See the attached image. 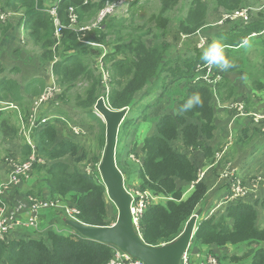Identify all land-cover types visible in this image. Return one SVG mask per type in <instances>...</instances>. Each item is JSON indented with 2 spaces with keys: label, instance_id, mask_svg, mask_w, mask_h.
<instances>
[{
  "label": "trees",
  "instance_id": "obj_1",
  "mask_svg": "<svg viewBox=\"0 0 264 264\" xmlns=\"http://www.w3.org/2000/svg\"><path fill=\"white\" fill-rule=\"evenodd\" d=\"M45 1L47 0L3 1L7 8L22 9L23 7V13L18 19L20 23L8 30L9 25H7L4 35L23 27L28 42L40 52L35 64L37 74H34L32 78L30 75H25L23 91L18 82L10 79L11 68L8 69L10 64L0 61V75L2 76L0 102L21 104L28 94L38 95L44 86L40 70L50 61L53 62L52 71L57 77L59 86L63 88L59 99L78 80H84L87 87L82 95L76 96L75 103L91 122L88 128L93 132L100 148V155L93 156L92 161L99 164L106 140L105 123L94 111V105L99 97L102 96L109 107L114 110L123 108L130 110L131 106L136 104L137 94L142 97H151L152 103L143 105L144 110L148 106H156L158 99L163 94L165 95V89L161 85L167 77L171 80L185 79V84L188 86L177 98L176 107L173 106L172 112L161 113L156 121V133H151L142 140L141 162L137 165H130L128 162L129 157L136 156L137 144L134 142L128 148L127 158L123 163H119L116 156L117 167L124 177L127 178L137 171L140 178L138 189L148 190L163 198V201L148 204L141 216L139 224L143 241L151 246H159L174 240L196 210L203 209L207 204L208 184L203 180L204 178L194 183L188 193L186 190L189 184L196 181L200 166L212 163L215 158L214 147L210 145L216 128L212 102L214 99L217 102H224L230 98H233L234 102L241 100L245 103L246 112H249L246 99L229 77L230 75L235 76L234 73L238 72L242 65L248 64L249 54L246 57L243 55L247 49L245 43L243 44V39L252 33H260L264 30V13L259 12L254 20L246 24L242 20H240L242 22L233 20L236 22L232 23L227 21L229 22L227 29L217 31L215 34L210 33V36H216L211 37L209 44L217 38L225 46V54L235 63V68L227 71L214 68L212 77L220 75V80L209 84L193 83L197 76L205 73V69H200L204 65L200 59L203 50L194 48L189 55L173 59L166 52L168 45L163 42L159 43L157 39L156 42L147 45L141 35L135 33H122L121 35L120 29L124 27L126 19L115 16L102 21L90 32L77 30L78 27L85 26L96 19L99 10L108 0H61L57 11L62 33L60 42L53 47L55 25L49 14L42 11L47 5ZM179 1L162 0L160 10L153 18L159 28L165 30L167 22L165 15ZM190 5L185 16L178 19L177 26L178 32L186 35L194 34L206 23V5L201 0H191ZM216 6L233 11L243 8L244 5L243 0H216ZM69 7H73L77 15V24L74 27H70L67 12ZM110 35L115 37L113 47L110 51H104V54L100 49L85 43L105 44L107 43L106 37ZM259 40L262 48L258 44L254 47L249 46L252 48L249 53L258 51L255 61L260 66V72L262 71L264 78V35H261ZM18 47L11 51L20 54V48L23 47L19 45ZM0 51L7 52L8 49L1 45ZM55 55H58L57 62H54ZM100 55L103 56L104 68L111 77L107 94L104 93L100 67L97 64V58ZM14 66L11 67L15 73L19 68ZM246 75L251 83L242 85L249 88V91H252L253 83L259 90L264 89L262 81L254 77L251 70H247ZM158 90L160 93L156 97L155 93ZM196 93L201 96L203 106L178 115L177 109L180 105ZM5 107L2 106V108ZM11 118L12 114L9 109L0 110L2 139L14 138L17 135V129ZM124 120L119 127L122 137L127 134L126 131L131 124ZM249 120L252 125L253 119ZM57 121L64 124L69 123L66 118H57ZM139 121L134 122L135 127ZM56 124V122L42 124L35 127L32 132L35 152L38 157L45 160L44 165H34L37 168L44 166L45 170L43 177L38 176L40 179L37 181V194L40 195V191H43L47 195L44 199L48 201L65 200L67 206L77 209L78 213L75 218L81 223L91 226L111 225L115 220L108 218L105 203L107 193L101 179L97 178L100 175L96 176L95 172L87 173L79 165L63 160L68 156L78 162L87 156V151L79 142L68 137L57 140ZM254 134H261L257 126L251 129L243 128L241 135L237 136L238 142L248 143L253 139ZM175 142L181 143L182 149L173 146ZM21 150L22 159L31 152L30 146L26 144L22 145ZM222 151L223 147L220 153ZM197 152H200L201 160L194 158ZM79 153L81 155L76 156ZM205 159L208 160L205 161ZM88 161L91 162V158ZM228 189L227 185L226 190ZM32 190H28L26 195L32 196ZM3 204L4 202L0 199V207ZM226 204L224 209L197 221L191 244L231 246L237 250L240 249L241 255L223 253L216 256L219 263L220 260H225L240 264H264V248L260 246V243L264 242V223H262L263 226H259L257 213V207L264 209V194L254 199L252 197L238 198ZM63 225H65L64 222H62V227ZM112 254L113 248L110 245L87 239L74 230L64 234L48 229L41 238L27 236L0 240V264H106L112 258Z\"/></svg>",
  "mask_w": 264,
  "mask_h": 264
},
{
  "label": "rangeland",
  "instance_id": "obj_2",
  "mask_svg": "<svg viewBox=\"0 0 264 264\" xmlns=\"http://www.w3.org/2000/svg\"><path fill=\"white\" fill-rule=\"evenodd\" d=\"M3 1L4 0L0 1V9L6 10L8 14V19L6 20L5 23L2 24L0 28V47L2 43L5 45L4 47L7 48L8 51L7 52L0 51V61L3 63L10 64V65H15L14 67H18L19 68L18 71L15 72L18 78H21V77L23 78L25 77V75H30V77L32 78L34 74H37L35 64L37 63L38 53L40 52V50L37 48H34L31 45V43L28 42V38L23 41L19 38V36L24 37L23 32H21V35H20L21 27H19L16 30L17 34L13 30L11 31L13 33L11 34V36L15 37L16 39V43L12 47V49H18L19 48L18 45L23 48H20L21 49L20 54H17L14 51L9 52L10 46H12L13 43L11 44V38L6 37L4 33L10 27H13L14 25H17L20 23L18 19L20 18L19 16H21L23 13V7L22 9L21 8L19 9L7 8L3 4ZM190 1L191 0H180L179 3L170 12H168L165 15L167 22L165 25V30H163L159 28L156 25L155 21L153 20V18L158 14L160 10L162 0H135L134 4L132 5L130 9V12L127 15H123V16L116 15V18L126 19V23L124 27L120 29V34L122 35V33L123 34L124 33H135V34L141 35L144 42L147 45H150L156 42V39H157L159 43L163 42L168 45L166 52H168L169 57L175 59L180 56L189 55L191 50H194V48L198 49L197 46L199 47V45L201 46V50L205 49L208 45L207 41H209L210 37H213V36H210V33H214L215 31H218V30L219 31L224 30L225 28L229 26V22L227 21H230V20H226L224 19V17H221V16L224 14L238 11L240 9L239 8L233 11H227V10H224L220 6H216V0H201V2L206 5V17H205L206 23L203 28H201L194 34L186 35V34L179 33L177 30V26H178V19H181L182 17H184L186 12L189 10V7H191V5L193 4L192 3L190 5ZM263 1L264 0H247L246 4L248 5L246 6L250 8L248 22L254 20L259 12L264 13V7H262ZM45 2L47 3V7H49L50 5L55 3L56 0H47ZM243 5H244V2H243ZM94 21L95 19L89 22L87 24L89 26V29H84V30H87L89 32L93 30L94 27H92L91 24ZM232 22H235V21H230V23ZM7 25L9 26L7 27V30H6ZM70 27H73V26L71 25ZM4 30L6 31L4 32ZM182 35H186L188 37L183 38ZM255 35L257 36L248 37L247 41L244 44L247 46L246 47L247 49H245V52L243 55L244 57H246L249 54L248 64L242 65V67L239 68V71L234 73L235 76L230 75V79H234V80L238 79L237 80L238 84L240 83V85L242 86V88L240 89L242 93L240 94L243 95L244 98L246 99L245 102L247 103L249 110L252 111L258 108V110L260 111L262 107H264V89L259 90L256 84L253 83L252 91H249V88H246L244 85H242L245 83L247 84L251 83V81L248 80V77L246 75L247 70H251L252 75L254 77H257L259 80H261L264 85V78L262 77L263 73L262 71L260 72L261 68L258 65V63L255 61V58H257L258 51H254L251 54L249 53L252 50V48L249 46L254 47L255 44H258L259 47L262 48V44L260 43L259 39L261 38V35H264V30H262L260 33H256ZM114 40H115V37L113 35H110L106 37L107 43L105 44L95 43L93 47L100 49L102 53L104 54V51L107 52L112 49ZM201 40H203V44ZM5 53H6V56H5ZM54 59L58 60V55H55ZM97 60L101 61L104 67L103 56L102 55L98 56ZM52 64L53 62L50 61L46 65H44L43 68L40 70V75L43 77L42 81L44 82L42 91L49 83L52 82V80L53 81L55 80L56 76L54 75L52 71ZM103 69L106 70L105 68ZM213 69L214 68H212V70ZM231 77H234V78H231ZM110 80H111V77L109 75L108 91H109V86H110ZM208 81H209V77L204 78L203 76L202 77L200 76V78L195 80L193 83H199V82L207 83ZM56 83L59 85L57 81V77H56ZM163 83L164 84L161 86L162 88L165 89L164 90L165 95L163 94V96L158 99L156 106L154 107L148 106L146 109L143 110L142 108L143 105L147 103H152L153 100L151 97H148V96L142 97V95L140 96V94H137L135 97L136 104L132 105L130 110L126 108L128 112L125 116L126 119L124 118L125 119L124 121L128 122L129 124L131 123L130 126L131 125L133 126L131 127L129 126V128L126 131L127 134L124 137L121 136V131L118 130L116 156L118 158L119 163H121L122 160H125L127 158L126 151L130 147L134 139H140L142 141L145 136L153 132L154 130L153 127L156 125V121L158 117L161 115V113L173 111L174 107H176L177 98L180 96L181 92H183L185 88L188 86V84H185V79L171 80L167 77ZM59 87L60 89L62 88L61 85ZM86 87H87L86 82L84 80H78L70 90L65 92L62 98L59 99V97L61 96L60 94L59 96L57 95L54 98V96L57 94L56 93L53 97H51L45 103H43L41 107L39 108V113L40 115L42 114L51 115V118H49L47 123H51V122L57 123L56 124L57 140L63 139V137H68L70 139H73L74 141L79 142L82 148L87 151V156L78 162H75L72 157H68V156L64 157L63 160L70 164L79 165L80 168L84 170L85 172H87L88 170H89L88 173L95 172V175L97 176V174L100 175L98 171V164L94 163L92 161V158L93 156L100 155V148L96 142L93 132L88 128L89 123H91L89 118L85 115L83 110L80 107H78L75 103L76 96L82 95ZM42 91H40L39 94ZM61 91L63 92V88L61 89ZM104 93L105 94L108 93L107 88L105 86H104ZM159 93H160V90H158L155 93L156 97L159 95ZM39 94L38 95L28 94L26 97H24V100L21 102V104H15V105H18L21 111H25V117L31 111L32 101L37 99ZM250 94H253V95H250ZM218 99L220 100L219 97ZM232 99L233 98H230L229 100L224 101V102H217V100L214 99V101L212 102L214 106L213 107L214 113H215L216 132L215 134L213 133V138L210 140V145L214 147L215 158L214 160H212L213 161L212 163L201 165L199 169L201 171L206 172L208 175L210 174L211 175L210 178L212 177V181H214V183L216 182V184L218 183L219 185H224L225 183H227L225 174L229 176L234 175L237 177L236 180H238L239 182L242 180L243 187L248 191V193L251 194L252 198L255 197V193L258 194L259 197H261L264 194V174L262 175L261 178H258V177H260L262 169L264 168V153L261 155V159H259L258 154L261 151L256 148V145L253 147L251 151L252 156L249 157L250 159L249 162H251L252 164H247L248 163L247 160L245 161L240 160L241 156H243L244 153L241 151L236 152V150L234 151V149L232 148H227L225 153L221 155L220 157L216 156L217 154L220 153L222 149L221 146L224 145L225 141H226L225 143L226 145L234 146L233 143L235 140L234 138L235 137V132H234L235 127H237V125H240L241 123H244L245 120H249V116L244 117L242 119H239L235 116V113H236L235 110L228 107L230 103L234 102ZM242 103L245 105L244 102ZM225 104L227 105L224 107ZM19 105H22V107H20ZM0 106H3V105L0 103ZM249 113H250L249 115H251L252 112H249ZM255 114H256V119L259 117V115H261L260 112H255ZM139 115H142V116H139ZM57 118H66L69 121V123L64 124V123L58 122ZM224 119H227V120L225 121ZM136 120H140L137 124V127L134 126V122ZM11 121H13L12 118H11ZM224 122H225V125H224ZM30 133H32V130L27 134V139ZM239 135H241V133H239ZM263 137H264L263 134L262 135L256 134L257 142L259 143L263 139ZM21 144H23V139L21 137L15 138L13 141L9 140L5 142V140L2 139V134L0 133V180L3 179L2 183L0 184V195L9 193V194H13L16 196L19 195V197L24 198L27 194V191L30 189H33L32 190L33 197L36 196L35 198L37 199H41V198L44 199V196L46 195V193H44L43 191H40V195L37 194V189H38L37 181L38 179H40L39 177H43L45 174L44 166H41L40 168L34 167L32 172H30L29 175L23 179L21 185L18 187H12V188L8 187L6 189H3L1 186L8 177V174H9L8 165H10V168H11L12 162L18 163L21 161V158L17 157L20 155ZM140 145H141V142H140ZM173 146H176L182 149L181 147H179L177 142H175V144L173 143ZM138 153L140 154V148H138ZM80 155L81 154L79 153V155H76V156H80ZM224 155H225V161L223 162L222 158ZM27 156L23 158V160H25ZM200 156L201 155L198 152V160L200 159ZM89 158H91V162L88 161ZM207 160L208 159H205V161ZM116 162H117V159H116ZM129 162H130V165H136L137 162H139V158L138 157L130 158ZM221 162H223V164L220 170L217 171L216 173H213L216 171L217 166H219ZM198 163H201V161H198ZM238 163L243 164L241 169H240V164ZM245 164H247V166H245ZM250 166L252 167L248 168ZM94 167H95V171H94ZM243 168L255 174L252 176L242 177V175L238 172V170L239 169L242 170ZM97 178L101 179V176H97ZM251 178H255V179L251 180ZM138 182H139V173L137 171H135L132 175H130L127 178L124 177V183L126 184V187L128 188V190L130 187H132L133 184L135 185V183H138ZM227 185L229 187V183H227ZM190 189L191 187L188 189V191H190ZM160 201H163V200L159 199V197H156V199L154 200V202H160ZM220 201L221 199L219 198L216 200V203H213L214 204L213 206H217L216 210L224 209L227 205L225 202V199L222 200L221 205H219ZM59 203H60V207L58 208H62L63 204L66 207H69L67 206L66 203H61V202ZM105 203H106V207L108 211V218L111 220L113 219L116 220L117 208L114 205V203L109 199L108 195L105 197ZM208 206L207 208H205L203 212L204 215L207 212V209H210L212 207V206L210 207ZM50 208L56 209V207H50ZM257 208L260 209L259 207ZM260 216H261V213H260ZM260 219L261 218L259 217L258 224L259 226H263ZM66 220L68 219L65 218L64 220L65 225H67ZM65 225H63L64 229L62 230V233L67 234L69 231L74 230L69 225L67 226ZM34 237L41 238V237H44V235H36ZM190 245H191V242H190ZM192 245L195 249L194 254L197 252H204L201 250L202 248L201 245L195 244V243H192ZM193 247H192V250H193ZM192 250L191 248L189 249L190 254H192ZM196 261L197 259L194 258L191 264H199ZM218 264H240V263H231L225 260H220V263L218 261Z\"/></svg>",
  "mask_w": 264,
  "mask_h": 264
},
{
  "label": "built area",
  "instance_id": "obj_3",
  "mask_svg": "<svg viewBox=\"0 0 264 264\" xmlns=\"http://www.w3.org/2000/svg\"><path fill=\"white\" fill-rule=\"evenodd\" d=\"M134 2H135V0H112V1L108 0V1H106L104 6L99 10L97 17H96L95 21L91 24V26L95 28V27L99 26L102 21H104L107 18L112 17V16L116 17V15H121V16L127 15L130 12V9H131ZM57 6H58L57 3L56 4L53 3L49 7H46L43 9L44 12L49 14V16L53 19L54 24H55V30H54L55 43H54L53 47L57 46V44L60 42L61 33H62L61 32L62 26L60 25V22H59ZM262 7H264V1L262 4ZM249 10H250L249 7H245V8L243 7V8H240L238 11L228 13V14H224V15H222V17H224V19H226V20H230V21L242 20L243 22L246 23L248 21V17H249ZM67 12H68V18L70 21V26L72 25L74 27L77 24V15H76L73 7H69ZM7 19H8V14H7L6 10L0 9V28H1L2 24L6 22ZM84 29H89V26L85 25V26L77 28V30H79V31H87ZM21 32H23L22 28L20 29V35H21ZM255 34L256 33H253V34H251V36H255ZM251 36H248V37H251ZM182 37L185 38L188 36L182 35ZM248 37H246L243 40L244 43L247 41ZM19 38L22 41L24 40L23 36H21V37L19 36ZM201 42L203 44V40H201ZM85 43H88L92 46L95 44L94 42H85ZM207 43H208V41H207ZM204 44H205V42H204ZM197 48L199 50H201L200 45H199V47L197 46ZM202 50H204V49H202ZM97 64L100 67L101 79H102L103 85L107 88V92H108L109 74H108L107 70L103 69L104 67H103V63L101 61L97 60ZM200 69H205V73H202L201 75L197 76L194 79V81L199 79L200 76L201 77L203 76L204 78L209 77V81L207 82L209 84H213V83L220 80V75H215L214 77H212L213 70H212V68H209L206 64H204ZM1 77L2 76L0 75V79H1ZM60 93H61V89H60L59 85L56 83V77H55V80L54 81L52 80V82L49 83L43 89V91L39 94L37 99L32 101V108H31V111L27 114V116L25 117V113L23 114L24 124H22L19 128V134L20 135L25 136L27 139V134L31 130L33 131L35 129V127H38L39 125H42V124H47V121L49 120V118H51V115H47V114L40 115L39 108L48 99H50L51 97H53L56 94L54 96V98H55ZM1 104L3 106H6V107L2 108V106H0V110L13 108V109H17L18 112H20V110L16 107V105H14L12 103H5L4 102ZM228 107L235 110V112H236L235 116L236 117L247 116V112L245 110V105L240 101L232 102V103H230V105H228ZM251 115L253 116V119L255 121H259L260 119L264 118V112L261 113V115H259V117L257 119H256L255 113H251ZM21 117H20V119H21ZM74 130H76V129H74ZM79 131H80V129H79ZM28 143L32 147L30 154L27 156V158L25 160H21L18 163H16V162L11 163V170L8 174V177H7L6 181L1 185L3 189H6L8 187L12 188V187L20 186L23 179L26 178L30 172H32L35 164L44 165L45 160L43 158H40L37 156L32 142L30 140H28ZM221 155H222V152L217 154L216 156L220 157ZM88 172H89V170L87 171V173ZM205 174H206V172L198 169L196 181L191 183L190 187L192 188L194 183L201 181L203 179V177L205 176ZM225 178H226V182L229 183V189H230L228 191V194H226V196L224 198L225 202H230V201H233V200L238 199V198H241V199L242 198H248L250 196V193H248V191L243 187L242 180L239 182L238 180H236L237 179L236 176H234V175L229 176L226 174H225ZM230 186H231V188H230ZM126 190L128 191V193L131 196V204H130L131 222H132L134 230L140 235V224H139V222H140L141 216H142L146 206L148 204L152 203L151 201H154L157 196L155 197L153 195V193H151L148 190L140 191L138 188L137 189H129V190L126 189ZM50 207H57V202L48 201V200H39V199L32 197V196L28 197V205L27 206L24 205L23 202H19L14 208L10 209L9 211L6 210V205L4 203L3 206L0 207V240H2V241L7 240V235L9 234L11 228L13 226L21 223L20 221H18L16 219V214L20 210L26 208L31 212H37L42 208L46 209V208H50ZM64 213L68 219L77 220L75 218V215H76V213H78V211L75 207H73V206L72 207L71 206L65 207ZM28 224L35 226V224H36L35 217L31 218L28 221ZM112 248H113L112 258L106 264H145L141 260L133 258L128 253L123 252V251L119 250L118 248H115V247H112ZM179 264H191V254L189 251V246H187V248L183 251ZM204 264H218V260H217L215 255L208 254L207 257L205 258Z\"/></svg>",
  "mask_w": 264,
  "mask_h": 264
},
{
  "label": "water",
  "instance_id": "obj_4",
  "mask_svg": "<svg viewBox=\"0 0 264 264\" xmlns=\"http://www.w3.org/2000/svg\"><path fill=\"white\" fill-rule=\"evenodd\" d=\"M94 111L105 123L106 138L98 171L109 199L117 208V217L109 226H91L70 219L66 220V224L83 237L118 248L145 264H179L181 255L190 245L196 230L200 211H196L189 218L174 240L159 246L145 243L133 228L130 215L131 196L116 164L118 130L128 111L126 108H110L102 96L97 99Z\"/></svg>",
  "mask_w": 264,
  "mask_h": 264
},
{
  "label": "crops",
  "instance_id": "obj_5",
  "mask_svg": "<svg viewBox=\"0 0 264 264\" xmlns=\"http://www.w3.org/2000/svg\"><path fill=\"white\" fill-rule=\"evenodd\" d=\"M1 1V0H0ZM243 2H244V8L245 7H247L246 5H248V4H246L247 3V0H243ZM47 4V3H46ZM134 4V3H133ZM46 6V5H45ZM250 6V5H249ZM222 17V16H221ZM237 21H239V22H242V21H240V20H237ZM236 22V21H235ZM246 23H248V21L246 22ZM245 23V24H246ZM228 28V27H227ZM227 28H225V29H227ZM224 29V30H225ZM219 31V30H218ZM217 31H215L213 34H215ZM15 33L17 34V32L15 31ZM11 34H13L12 32H10V33H7L5 36L6 37H9V38H11V44H12V46H11V48L9 49V52H11V50H12V47L15 45V43H16V39H15V37H13V36H11ZM15 36V35H14ZM211 36H216V35H211ZM248 36H251V34L250 35H248ZM255 36H257V35H255ZM252 37H254V36H252ZM26 35H25V39L24 40H26ZM210 39H211V37H210ZM209 39V40H210ZM216 40H212V41H219L217 38H215ZM245 39V38H244ZM243 39V40H244ZM209 42L210 41H208V45H209ZM243 44H244V42H243ZM1 45H3V46H5L4 44H2L1 43ZM207 45V46H208ZM225 47V46H224ZM12 65H10V66H8V69L9 68H11V73L9 74L10 75V79H12V80H14V81H16V82H18V84H19V86H20V88L22 89V91H23V86H24V82L26 81H24L23 82V78L21 77V78H18L17 76H16V74L12 71V68L13 67H11ZM169 78V77H168ZM231 78H234V77H231ZM170 79V78H169ZM229 79H230V77H229ZM166 80V79H165ZM238 79H236V80H234V79H231V81L237 86V88H238V91L240 92V89L242 88V86L240 85V83L238 84V81H237ZM23 94V93H22ZM258 104V103H257ZM227 104H225L224 105V107L226 106ZM21 107H22V105H20ZM16 107L20 110V108L16 105ZM9 109V111H11V114H12V120H13V124L15 125V128L17 129V135L14 137V138H9V137H7L6 139L5 138H3V140H5V142H7V141H13L15 138H19V137H21L22 139H23V144H21V148H20V150L22 149V145H24V144H26V145H29L30 146V144L28 143V140H30L31 142H32V144H33V139H32V133H30L29 135H28V139H26V137L25 136H23V135H20L19 134V128H20V126L22 125V124H24V117H23V114L25 113V111H21L20 110V112H18V110L17 109H13V108H8ZM249 112H252V113H255V112H260V113H263L264 112V107H262V109L259 111L258 110V108H256V109H254V110H248ZM223 112H225V111H223ZM249 112H247V116H249V119L250 118H252L253 119V116L252 115H249L250 113ZM22 113V114H21ZM22 116V117H21ZM247 116H242V117H237V118H239V119H242V118H244V117H247ZM20 117H21V119H20ZM225 121L227 120V119H224ZM232 122V121H231ZM250 120H245V122L244 123H241L240 125H237V127H235V140H234V143H233V141H232V143L234 144V146H230V145H226L225 143H226V141H225V143H224V145L223 146H221V147H223V151H222V155L225 153V151L227 150V148H232V149H234V151L236 150V152H238V151H241V152H243L244 154H243V156H241V158H240V160H242V161H245V160H247V164H252L251 162H249L250 161V159H249V157L250 156H252V149H253V147L256 145V148L257 149H259L261 152L258 154V158L259 159H261V155L264 153V137H263V139L258 143L257 142V140H256V134H254V136H253V139H251L250 141H248V143H243V144H241L240 142H238V139H237V136L239 135V133H242V129L243 128H246V127H249V129H251L253 126H257V128L260 130V132H261V134L260 135H264V118H262V119H260L259 121H255L254 119H253V122H252V125H248V124H250ZM216 125V124H215ZM224 125H225V122H224ZM153 132L152 133H156V128H155V126L153 127ZM237 131V132H236ZM33 132V131H32ZM215 132H216V128H215V130H214V134H215ZM151 134V133H150ZM249 134H251V132H249ZM225 136V135H224ZM134 143H137V148H136V151H135V154H136V156H131V157H129V160H130V158H133V157H138L139 158V162H137V164H139L140 162H141V150H140V154L138 153V148H140V142H142L140 139H134V141H133ZM178 145H179V147H181L182 148V144L181 143H178ZM33 146H34V144H33ZM221 147H219V148H221ZM30 148H32L31 146H30ZM130 148V147H129ZM128 150V149H127ZM127 153H128V151H127ZM199 154H200V152H199ZM201 155V154H200ZM229 155H231V154H229ZM18 158H21L22 157V150L20 151V155L19 156H17ZM194 158H196L197 160H198V152L195 154V156H194ZM223 162L225 161V155L223 156ZM21 160H23L22 158H21ZM199 160H201V156H200V159ZM124 162V160H122L121 161V163H123ZM129 162V161H128ZM223 162H221L220 164H219V166H217V168H216V171L215 172H213V173H216L217 171H219L220 170V168L222 167V164H223ZM204 163V162H203ZM129 164H130V162H129ZM136 164V165H137ZM238 164H240V163H238ZM247 164H245V166H247ZM242 165L243 164H240V169H241V167H242ZM252 166H250V167H248V168H251ZM8 168H9V172H10V170H11V168H10V165H8ZM239 168V167H238ZM238 170V172L242 175V177H244V176H252V175H254L255 173H252V172H250L249 170H247V169H245V168H243L242 170ZM122 173V172H121ZM264 174V168L262 169V172H261V175H260V177H258V178H261L262 177V175ZM123 175V174H122ZM213 175V174H212ZM210 174L208 175L207 173H206V175L204 176V179L203 180H205V182H207V184H208V192H207V197H208V203L206 204V206L203 208V209H201V208H198L196 211H200L199 212V215H198V220L200 219V217H201V219L202 218H204V217H207L209 214H211V213H214V212H217V211H219V210H222V209H217L216 210V207L217 206H213L214 204L213 203H216V200L217 199H221V201H220V203H219V205H221V203H222V200L224 199V197H225V195L226 194H228V192H227V183H225L224 185H219L218 183L216 184V182L214 183V181H212V177L210 178ZM123 178H124V176H123ZM255 178H251V180H254ZM3 180V179H2ZM2 180H0V184L2 183ZM139 180H140V178H139ZM139 183V182H138ZM138 183H135V185L133 184L132 185V187H130L129 189H137L138 188V186H139V184ZM124 185H125V188L126 189H128L127 187H126V184L124 183ZM190 188V184L188 185V189ZM188 189L186 190V193H188L189 191H188ZM154 195V194H153ZM30 195H26L24 198H22V197H19V195L18 196H16V195H13V194H9V193H5V194H3V195H0V199L3 201V202H5V205H6V210L7 211H9L10 209H12V208H14L19 202H23L24 203V205H28V197H29ZM47 196V195H46ZM46 196H44V198H47ZM155 197H156V195H154ZM186 196V195H185ZM157 197H159V199H161V200H163V198H161L160 196H157ZM249 197H251V194H250V196ZM248 197V198H249ZM255 197H259L258 196V194H256L255 193ZM252 199H254V197L252 198ZM40 200H43V199H40ZM44 200H47V199H44ZM213 201V202H212ZM57 207H56V209H49V208H46V209H40L39 211H37V212H31V211H29L28 209H22V210H20L17 214H16V219L18 220V221H20L21 223L20 224H18V225H15V226H13L12 228H11V230H10V232H9V234L7 235V240L8 239H17V238H23V237H27V236H32V237H34V236H36V235H45V232L48 230V229H53V230H55V231H58V232H62V230H63V227H62V222H64V220H65V213H64V209H62L63 207L65 208V205L63 204L62 205V208H58V207H60V203L59 202H61V203H66L65 202V200H62V201H59L58 199H57ZM152 203L154 202V201H151ZM209 205V206H208ZM207 206L208 207H210V206H212L210 209H207V212L205 213V215L203 214V212H204V210H205V208H207ZM214 209V210H213ZM211 212V213H210ZM257 213H258V216L261 218L260 219V221L262 222V223H264V209H257ZM260 213H261V216H260ZM33 217H35V220H36V224H35V226H32V225H29L28 224V221L31 219V218H33ZM68 219V218H67ZM197 220V221H198ZM260 246L261 247H263L264 248V242H261L260 243ZM192 247H193V245L191 244L190 246H189V249L191 248V250H192ZM201 250L202 251H204V252H197V253H195L194 254V251H195V249H194V247H193V250H192V256H191V262L193 261V259L195 258V259H197V261L196 262H198L199 264H204L205 263V258L207 257V255L208 254H213V255H216V256H220V255H222L223 253H229V254H231V253H236V254H238V255H241V253H240V250H237V249H235L234 247H231V246H224V247H216V246H202V248H201Z\"/></svg>",
  "mask_w": 264,
  "mask_h": 264
},
{
  "label": "clouds",
  "instance_id": "obj_6",
  "mask_svg": "<svg viewBox=\"0 0 264 264\" xmlns=\"http://www.w3.org/2000/svg\"><path fill=\"white\" fill-rule=\"evenodd\" d=\"M61 0H56L54 4H59ZM47 5L45 6V8ZM58 8V6H57ZM23 29L24 33V39H25V31ZM200 59L206 64L209 68H217L221 71H227L228 69L235 68V63L231 60H229L225 54L224 45L220 43L219 41H213L210 43L201 53ZM54 62H57L54 61ZM203 106V100L201 96L196 93L188 97L187 100L184 101L182 105L177 109L178 115H183L185 113H188L192 111L195 108L202 107Z\"/></svg>",
  "mask_w": 264,
  "mask_h": 264
}]
</instances>
